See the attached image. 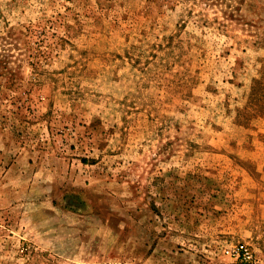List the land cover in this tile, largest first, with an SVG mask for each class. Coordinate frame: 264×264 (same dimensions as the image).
<instances>
[{"label":"rangeland","instance_id":"374dc122","mask_svg":"<svg viewBox=\"0 0 264 264\" xmlns=\"http://www.w3.org/2000/svg\"><path fill=\"white\" fill-rule=\"evenodd\" d=\"M0 264H264V0H0Z\"/></svg>","mask_w":264,"mask_h":264}]
</instances>
